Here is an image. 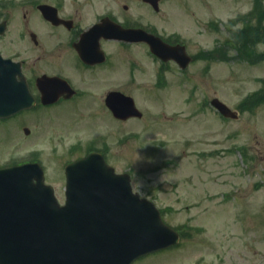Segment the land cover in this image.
I'll list each match as a JSON object with an SVG mask.
<instances>
[{"label": "rangeland", "instance_id": "obj_1", "mask_svg": "<svg viewBox=\"0 0 264 264\" xmlns=\"http://www.w3.org/2000/svg\"><path fill=\"white\" fill-rule=\"evenodd\" d=\"M164 1L166 10L153 18L157 31L182 35L195 60L182 71L174 62L161 69L154 58L116 57L111 79L134 98L141 119L113 125L63 102L24 115L29 122L40 117L37 133H10L13 141L0 142V162L37 157L62 202L65 163L106 149L116 171H128L133 189L182 234L175 247L133 264H264V103L245 100L264 93V0ZM249 11L247 41L234 21ZM208 48L212 54L202 51ZM212 98L239 110L238 119H223ZM99 136L105 138L92 140Z\"/></svg>", "mask_w": 264, "mask_h": 264}, {"label": "water", "instance_id": "obj_2", "mask_svg": "<svg viewBox=\"0 0 264 264\" xmlns=\"http://www.w3.org/2000/svg\"><path fill=\"white\" fill-rule=\"evenodd\" d=\"M148 43L163 60L175 59L182 68L190 61L182 47L168 48L156 37ZM6 64L0 58V117L30 101L15 79L18 70ZM115 96L125 112L116 116L140 115L130 98ZM212 105L236 116L218 99ZM65 174L60 206L39 165L0 170V264H131L178 243L154 205L132 193L128 176L115 175L100 155L71 163Z\"/></svg>", "mask_w": 264, "mask_h": 264}, {"label": "flooded vegetation", "instance_id": "obj_3", "mask_svg": "<svg viewBox=\"0 0 264 264\" xmlns=\"http://www.w3.org/2000/svg\"><path fill=\"white\" fill-rule=\"evenodd\" d=\"M157 2L154 9L148 0H0V55L18 64L35 102L29 109L0 119L4 132L0 142L12 140L11 134L17 130L26 138L33 136L40 117L29 122L24 115L43 113L63 102L74 104L72 112L120 122L106 104V97L113 92L129 95L127 89L114 84L113 70L120 66L116 57L154 58L143 40L149 35L176 43L173 36L157 31L153 18L163 14L167 1ZM132 48L140 53L130 55ZM130 63L134 65V61ZM48 94L59 99L43 104L42 96ZM35 161L33 156L12 165Z\"/></svg>", "mask_w": 264, "mask_h": 264}, {"label": "trees", "instance_id": "obj_4", "mask_svg": "<svg viewBox=\"0 0 264 264\" xmlns=\"http://www.w3.org/2000/svg\"><path fill=\"white\" fill-rule=\"evenodd\" d=\"M255 1H260V0H255ZM252 13L253 12H251L250 14L252 15ZM247 27L245 26V30L242 32V35H244L248 41L249 38H250V40L253 39V35L251 37H249V32H252V30L250 28H247ZM254 97L255 98H251L249 101H247L249 106L251 105V103L252 104L259 103L260 104V103L264 102V96L263 95H255Z\"/></svg>", "mask_w": 264, "mask_h": 264}]
</instances>
